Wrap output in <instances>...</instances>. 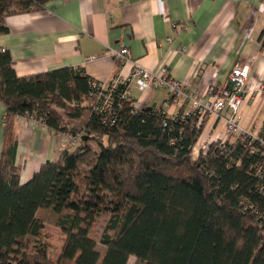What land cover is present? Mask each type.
<instances>
[{
    "label": "trees",
    "instance_id": "16d2710c",
    "mask_svg": "<svg viewBox=\"0 0 264 264\" xmlns=\"http://www.w3.org/2000/svg\"><path fill=\"white\" fill-rule=\"evenodd\" d=\"M49 1L0 0V35L8 32L7 17ZM91 80L67 67L18 77L9 53L0 52V264H127L129 257L134 264H264V179L254 176L264 151L258 140L239 136L221 150L210 143L206 157L192 162L204 120L196 126L195 116L181 112L166 118L160 108L137 109L129 98L119 103L116 122L102 125L92 109ZM85 98L90 109L81 105ZM86 113V141L20 184L16 119L34 115L56 132L75 133L68 121ZM40 209L57 215L64 236L56 259L39 241ZM102 214L109 220L100 250L89 233Z\"/></svg>",
    "mask_w": 264,
    "mask_h": 264
},
{
    "label": "crops",
    "instance_id": "0c3cea01",
    "mask_svg": "<svg viewBox=\"0 0 264 264\" xmlns=\"http://www.w3.org/2000/svg\"><path fill=\"white\" fill-rule=\"evenodd\" d=\"M5 25L8 32L0 35V48L11 56L18 77L67 67L107 82L120 71L108 48L124 46L136 64L165 70L198 96L205 95L209 86L226 85L235 65L247 66L249 97L239 125L253 137L263 132L264 0H50L35 12L7 17ZM123 70L127 74L129 67ZM129 98L137 109L155 104L168 117L191 108L190 102L171 99L162 88L133 89ZM4 117L0 100V153ZM13 133L20 184L45 162L59 159L61 136L47 125L18 117ZM238 136L227 135L224 120L211 116L196 143H233ZM132 259L134 264V257L127 264Z\"/></svg>",
    "mask_w": 264,
    "mask_h": 264
},
{
    "label": "built area",
    "instance_id": "2783aa9c",
    "mask_svg": "<svg viewBox=\"0 0 264 264\" xmlns=\"http://www.w3.org/2000/svg\"><path fill=\"white\" fill-rule=\"evenodd\" d=\"M172 26L174 28L177 27L175 23H172ZM166 40L169 42L171 38L168 37ZM181 51L186 52V47H182ZM0 52L4 53L5 49L0 48ZM108 52L118 62L120 71L107 82L90 81V97L94 99L92 109L100 118L102 125H113L116 122L119 103L129 99L133 89L144 92L148 89L162 88L169 93L171 99L182 103L190 102L191 108L189 112L182 114V116H195L196 126L200 125L203 120L205 121L207 117L214 116L218 120H224L227 135L251 137L252 139H257L259 144L264 147L263 139L251 136V134L243 131L239 125L242 107L249 97V93L246 90V83L249 78V68L247 66L235 65L227 76L226 85L219 87L209 86L205 95L194 96L187 84L175 80L165 70L157 72L136 64L127 47L108 48ZM127 66L129 67V72L125 74L123 69ZM120 86H123V89H120ZM260 91L264 94V87ZM160 109V113L164 117L169 118L166 116L164 109ZM224 112L226 116L223 115ZM173 117H170V119H174ZM26 118L44 124L43 120L37 119L34 115ZM162 126L166 127L167 123L163 122ZM59 134L61 136V151L71 150L82 145V134L79 132H59ZM224 142L219 140L214 143H217L221 150ZM250 144V142L247 143L245 147L247 148ZM197 145L192 148L193 150L196 148V156L206 157L209 144L202 143ZM250 152L255 151L251 149ZM260 154L262 161L255 164L254 176L264 179V151Z\"/></svg>",
    "mask_w": 264,
    "mask_h": 264
},
{
    "label": "rangeland",
    "instance_id": "374dc122",
    "mask_svg": "<svg viewBox=\"0 0 264 264\" xmlns=\"http://www.w3.org/2000/svg\"><path fill=\"white\" fill-rule=\"evenodd\" d=\"M81 105L88 107L89 109L91 108V102L87 98L82 101ZM87 113L85 114V117L81 118L80 120H67L70 124V128L75 129V132L84 134L85 132L82 131V125L85 121ZM91 143L92 146L95 148L94 142ZM198 157L199 155L196 156V148H194V150L192 149L191 161H195V159ZM86 168V166L81 167L79 173H83ZM76 181L78 185H82L81 177L79 179L77 178ZM38 218L42 221L44 225V229L42 230L39 236V241L41 242V244H45L47 246L50 257L52 259H56L60 252V248L63 244L64 239V236L62 235L60 229L57 227V215L50 210L40 209L38 211ZM108 220L109 214H102L100 217L97 218L96 223L94 224L93 228L90 230L89 233L90 236L96 241L97 248L100 250L104 249V247L100 243V237ZM133 262L134 259L131 260L130 264H133Z\"/></svg>",
    "mask_w": 264,
    "mask_h": 264
},
{
    "label": "water",
    "instance_id": "95a60500",
    "mask_svg": "<svg viewBox=\"0 0 264 264\" xmlns=\"http://www.w3.org/2000/svg\"><path fill=\"white\" fill-rule=\"evenodd\" d=\"M153 108H155V104H152L151 106H148L145 108L146 111H150L152 110ZM82 141L85 142L86 141V137H82Z\"/></svg>",
    "mask_w": 264,
    "mask_h": 264
}]
</instances>
